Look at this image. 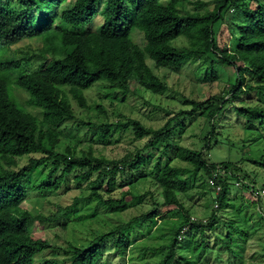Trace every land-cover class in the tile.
Instances as JSON below:
<instances>
[{"label":"trees","instance_id":"16d2710c","mask_svg":"<svg viewBox=\"0 0 264 264\" xmlns=\"http://www.w3.org/2000/svg\"><path fill=\"white\" fill-rule=\"evenodd\" d=\"M68 1L0 0V264H63L58 249L70 264H102L103 245L109 239H114L119 256L130 255L132 262L137 254L140 264H175L179 238L193 230L199 231L203 240L192 243V253L208 250L205 238L207 230L217 229L215 217L206 224L202 220L192 222L186 194L193 182L186 176L187 169L176 163L191 165L203 171L206 178L214 164L205 159L203 152L180 145L174 139L175 127L183 126L182 118L200 111L202 116L215 119L237 99L244 104L238 111L247 128L264 131V106L252 97L264 94V0H217L216 8L206 14L190 11L192 0H107L103 5L102 0H73V8L67 10L64 5ZM206 6L197 2L198 9ZM231 7L243 21L236 25L240 36L230 50V38L225 40L221 29L216 34L215 27L224 21L223 13ZM98 17L103 20L100 30L94 27ZM136 34L143 35L146 44L138 42ZM36 37L44 43L39 55L42 64L39 71L28 73L9 53L14 46ZM181 38H186L189 45L177 46ZM190 57L211 61L212 70L204 73L205 82L219 80L213 68L216 59L236 70L238 79L230 86L228 100L216 95H210L204 103L186 100L184 103L193 109L181 111L161 129L147 128L138 120H119L104 126L90 123L98 128L94 143L112 145L114 134L128 129L138 141L148 138L149 144L123 161L97 157L92 147L82 158L75 157L70 148L66 153L61 151L63 130L71 122L85 125L76 115L70 94L87 111L91 107L85 91L96 83L118 87L123 102L129 95L141 96V91L163 95L169 88L155 68L178 73ZM10 73L18 74L15 82H11ZM247 73L256 85L247 83ZM11 85L27 93L28 105L36 113L26 106L20 108L11 99ZM97 108L104 113L102 106ZM213 137L207 139L208 150ZM147 152L158 154L153 168L144 172L162 192L164 201L155 210L117 226L110 234L99 235L88 247L67 242L63 248L33 237L31 223L57 224L66 230L73 216L77 221L96 217V203L114 213L128 209L130 192L122 193L119 200L111 195L119 188L118 178L124 167L139 173L151 162L153 157H147ZM22 160H26L23 166ZM252 163L264 168V161ZM228 165L242 172L239 165ZM72 183L78 188L90 184V196L75 199L71 206L50 217L23 209L30 196H46L63 188L68 191ZM104 184L106 193L100 191ZM229 187L224 183V191L216 199L218 210L225 207ZM82 208H86L84 213L80 212ZM228 226L233 232L219 238L229 254L235 255L239 226ZM145 239L157 240L158 244L141 241ZM48 250L55 257L39 260ZM152 257L157 261L148 260Z\"/></svg>","mask_w":264,"mask_h":264},{"label":"rangeland","instance_id":"374dc122","mask_svg":"<svg viewBox=\"0 0 264 264\" xmlns=\"http://www.w3.org/2000/svg\"><path fill=\"white\" fill-rule=\"evenodd\" d=\"M107 0H102V5ZM193 4L188 5L190 11L199 10L206 14L216 8L217 0H192ZM203 2L207 6L198 9L197 2ZM73 0H69L64 7L67 10L73 8ZM224 21L219 22L215 27L216 34L223 33V38L228 41L229 49L236 45L235 41L240 36L236 30V25L243 21V17L238 11L231 8L223 13ZM102 18L98 17L94 21L96 30L102 27ZM221 29V31H220ZM138 42L146 44L143 35H135ZM177 46H188L189 41L181 38L176 41ZM44 48L41 37L27 39L14 46L9 57L20 61L23 71L28 73L37 72L41 68L42 61L40 54ZM213 68L219 75V80L215 83L205 82L204 73L212 70L211 61L190 57L182 71L176 73L166 69H156L157 73L168 85V92L163 95H152L141 91V96L129 95L125 102L119 94L118 87H110L108 84L96 83L92 88L85 91L88 105L91 107L87 111L79 106L77 100L70 94V99L74 106L77 117L85 122L69 124L65 128L63 136L60 138V148L66 153L71 149L75 157L82 158L92 147L97 157H105L109 160L123 161L128 156L136 154L140 147L149 144L148 138L138 141L135 139L134 132L131 129L123 130L114 134V143L111 145L105 143H94L92 140L98 133L96 126H104L116 123L117 121L138 120L147 128L161 129L169 119L177 116L181 111L189 112L193 109L191 105L184 103L186 100L198 103L208 101L209 96L226 97L229 99L230 86L236 83L238 76L233 67L226 66L218 59L214 60ZM11 82H15L18 74L10 73ZM248 84L256 85V82L250 73L245 75ZM11 99L20 107L36 113V109L28 105V95L22 89L12 85L9 88ZM252 95V94H251ZM249 97V96H247ZM253 100L257 104L264 106V94L261 96L253 94ZM102 106L104 113L98 110ZM244 104L239 100L225 106L224 111L215 119H209L198 112L194 116L181 119L182 127H175L174 139L182 146L195 151H201L205 159L210 164H228L239 165L242 168V176L249 182H257L258 187H264V168L256 166L252 161H264V131L248 129L245 118L239 113L238 108ZM82 127V128H81ZM211 136L212 148H207V142ZM147 157L151 162L141 172H132L124 167L118 178L119 188L111 195L119 200L122 193L130 192L128 202L130 207L122 212L114 213L107 210L97 203L98 214L94 218L77 221L73 216L67 229L63 230L60 225H45L38 221L30 224L32 235L35 238H45L49 242L67 247V242L75 243L82 247H88L99 235L110 234L116 227L122 224H128L137 217L149 214L157 208L158 204L163 203L161 190L157 188L145 171H150L155 163L157 153L147 152ZM26 160H22V165ZM187 169V177L192 179V188L186 194L187 207L191 208V214L195 219L209 222L215 217L216 230H207L205 247L208 250L201 249L197 254L192 253V243L203 240V235L197 230L186 231L179 238L177 248V260L175 264H264V199L256 200L249 191L248 186L241 184L236 186V180L231 178L229 181L230 190L225 207L222 210L215 211L216 193L208 185L207 178L203 171H197L194 167L184 163H176ZM123 165V164H122ZM44 173L48 169L43 170ZM147 176L149 178L144 177ZM144 177V178H143ZM96 175L92 177L95 181ZM120 186H123L120 188ZM90 184H84L78 188L72 183L71 190L64 188L60 192H54L46 196L32 195L23 204V209L33 213L36 216L50 217L55 215L61 208L71 206L75 199L90 196ZM107 185L101 188L102 193H106ZM108 196V195H107ZM90 206H95L91 204ZM86 208L81 209L84 213ZM160 224V218L157 219ZM208 222V223H209ZM238 224L237 240L235 245V255L229 254L225 248L222 239L233 231L229 229V224ZM140 238V237H139ZM236 239V237H235ZM149 245H157V240H141ZM56 252L59 258L66 262V256L58 249ZM104 258L102 264H140L134 256L120 257L114 249V239H109L103 245ZM55 257L52 250L43 252L39 257ZM149 261H157V257L148 258Z\"/></svg>","mask_w":264,"mask_h":264},{"label":"built area","instance_id":"2783aa9c","mask_svg":"<svg viewBox=\"0 0 264 264\" xmlns=\"http://www.w3.org/2000/svg\"><path fill=\"white\" fill-rule=\"evenodd\" d=\"M231 166H225L222 164H214L213 168L211 169L210 175L207 178L208 185L211 189L216 193L215 201L217 197L224 191V183H228L231 178L236 180V186L240 187L241 184H245L248 186L249 191L255 197L256 200L264 199V187H258V184L254 182H249L245 180L242 176V172L236 170L234 168H230ZM230 185V184H229ZM230 188V187H229ZM229 193V192H228ZM219 202L216 201L215 208L219 209ZM215 209V210H216ZM198 219L192 218V222H197ZM204 224L208 222L207 219L202 220Z\"/></svg>","mask_w":264,"mask_h":264},{"label":"clouds","instance_id":"9594fccd","mask_svg":"<svg viewBox=\"0 0 264 264\" xmlns=\"http://www.w3.org/2000/svg\"><path fill=\"white\" fill-rule=\"evenodd\" d=\"M254 183L258 184L257 182L254 181Z\"/></svg>","mask_w":264,"mask_h":264}]
</instances>
